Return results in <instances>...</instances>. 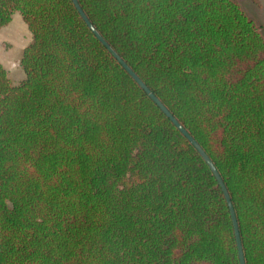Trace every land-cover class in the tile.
Returning a JSON list of instances; mask_svg holds the SVG:
<instances>
[{"label":"trees","instance_id":"1","mask_svg":"<svg viewBox=\"0 0 264 264\" xmlns=\"http://www.w3.org/2000/svg\"><path fill=\"white\" fill-rule=\"evenodd\" d=\"M213 162L245 264H264V36L238 0H77ZM0 264H240L197 149L73 0H0Z\"/></svg>","mask_w":264,"mask_h":264},{"label":"rangeland","instance_id":"2","mask_svg":"<svg viewBox=\"0 0 264 264\" xmlns=\"http://www.w3.org/2000/svg\"><path fill=\"white\" fill-rule=\"evenodd\" d=\"M238 2L264 36V0H238ZM29 43L27 26L19 15H15L12 23L0 32V63L9 72L13 84H18L24 79L19 63Z\"/></svg>","mask_w":264,"mask_h":264},{"label":"water","instance_id":"3","mask_svg":"<svg viewBox=\"0 0 264 264\" xmlns=\"http://www.w3.org/2000/svg\"><path fill=\"white\" fill-rule=\"evenodd\" d=\"M74 4L78 8L80 14L82 15L83 19L86 21L87 25L90 27L92 32L95 34V36L98 38V40L113 54V56L119 61V63L123 66V68L129 73V75L138 83V85L145 91V93L148 95V97L158 106V108L177 126V128L181 131V133L188 139V141L197 149V151L200 153V155L203 157L207 165L210 167L212 172L214 173L215 177L217 178L220 187L222 188L225 198L227 200L228 206L231 211L234 231H235V237H236V243L238 247L239 252V258H240V264H245V259L243 255V249H242V243L239 233V227L235 215V211L233 208V205L231 203L230 196L227 192V189L223 183L222 178L220 177L218 171L216 170L213 162L210 160V158L207 156V154L203 151V149L197 144V142L194 141V139L183 129V127L173 118V116L170 114V112L167 110V108L160 102L159 99H157L153 93L148 89V87L140 80V78L123 62V60L113 51V49L107 44V42L101 37V35L96 31V29L92 26L86 15L84 14L83 10L79 6V3L77 0H73Z\"/></svg>","mask_w":264,"mask_h":264}]
</instances>
